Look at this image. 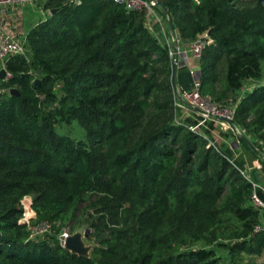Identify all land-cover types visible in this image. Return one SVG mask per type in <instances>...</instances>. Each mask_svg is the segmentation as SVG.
I'll use <instances>...</instances> for the list:
<instances>
[{"label":"trees","instance_id":"16d2710c","mask_svg":"<svg viewBox=\"0 0 264 264\" xmlns=\"http://www.w3.org/2000/svg\"><path fill=\"white\" fill-rule=\"evenodd\" d=\"M157 2L181 39H211L198 60L202 95L228 100L260 78L264 0ZM42 7L24 36L29 57L8 56L0 81V264H254L264 228L255 230L251 183L175 121L167 50L143 12L114 0ZM248 87L231 121L256 141L239 138L257 158L264 82ZM72 121L83 138L56 132ZM39 221L50 229L31 237ZM81 224L87 255L57 237Z\"/></svg>","mask_w":264,"mask_h":264},{"label":"built area","instance_id":"2783aa9c","mask_svg":"<svg viewBox=\"0 0 264 264\" xmlns=\"http://www.w3.org/2000/svg\"><path fill=\"white\" fill-rule=\"evenodd\" d=\"M34 0H0V15L6 7L21 8L24 5L33 3ZM122 3L128 9H136L143 12V23L149 32L160 31L161 35L156 39L167 50L169 62L175 59L176 69L183 68L190 77V83L187 88H172V107L174 112L176 109H192L199 117L198 123L209 120L222 125L228 133L231 134L233 144H237L240 137L246 135V131L232 123L234 108L241 98L243 92L249 87H243L235 96L230 98L226 105H219L211 102L209 98L200 92V80L197 76L198 60L205 46L211 43V39L207 33L202 32L196 34L186 43L177 35L174 28H169L167 24V15L159 6L157 0H114ZM78 2V0H73ZM10 55H21L24 58L29 57V49L25 39H20L15 32L10 31L7 27L0 24V63L3 65L6 58ZM5 75L7 73L5 72ZM176 121V120H175ZM230 121L232 126L227 122ZM177 122V121H176ZM178 123V122H177ZM182 124V123H181ZM188 129L196 131L197 124H183ZM197 132V131H196ZM208 142V145H212ZM213 146V145H212ZM243 175V173L240 171ZM244 177V175H243ZM246 178V177H245ZM252 186L250 194V203L259 211V221L255 230L264 228V202H262L257 194V190L264 188L258 185L253 179L246 178ZM26 203V202H25ZM25 210V209H24ZM23 212L21 220L25 221L27 216ZM27 229L31 237H38L49 231L50 225L45 221H39L34 225H28ZM61 243H64L65 237H60Z\"/></svg>","mask_w":264,"mask_h":264},{"label":"crops","instance_id":"0c3cea01","mask_svg":"<svg viewBox=\"0 0 264 264\" xmlns=\"http://www.w3.org/2000/svg\"><path fill=\"white\" fill-rule=\"evenodd\" d=\"M44 0H34L29 5H24L21 8L6 7L0 15V24L7 27L10 31L15 32L18 38L24 39L28 29L35 25L38 21L46 17L47 11L43 9ZM155 38L161 35L160 31L150 32ZM188 40H183L186 43ZM3 65L0 63V69ZM6 75L4 76V78ZM1 81V79H0ZM190 83V77L183 68L176 69L174 86L187 88ZM175 120L182 124H197L196 131L206 138L213 147L222 155L227 157L244 175V177L253 179L258 185L264 188V169L254 162V157L249 148L232 143L231 134L226 129L209 120L198 123L199 117L192 109H176ZM249 144L255 141L250 135L243 137ZM256 142V141H255ZM242 146V147H241ZM258 160V158H257ZM258 198L264 202V192L257 190Z\"/></svg>","mask_w":264,"mask_h":264},{"label":"rangeland","instance_id":"374dc122","mask_svg":"<svg viewBox=\"0 0 264 264\" xmlns=\"http://www.w3.org/2000/svg\"><path fill=\"white\" fill-rule=\"evenodd\" d=\"M261 76L260 78H257V79H250V80H246L244 82V87H248V86H252V85H256L260 82H264V61L261 62ZM203 94L205 96H207L209 98V100L211 102H214L216 104H219V105H226L227 103H229L228 101H230V98L228 100H216L214 97H212L211 95H209L208 93H204L203 91ZM56 132L57 133H61V134H65V135H68V136H71V137H74V138H83L84 134H83V129L74 121H72L71 123L69 124H65V123H62L60 124L59 126L56 127ZM238 144L241 145L238 141ZM242 147V146H241ZM256 150H254L255 154L257 155V158L259 159V161L261 163H264V154L262 152H260L261 149H259V146H256ZM257 158H254V162L256 164H260L257 160ZM24 212H26L25 214L26 215H30L32 214L31 213V210L28 208V207H24ZM84 227H87L85 224H81L80 226H76V228L71 231L70 233L67 232V228L66 227H62L59 232H58V235L60 237H68L70 235H72L73 233H75L77 231V229L79 228H84ZM88 228V227H87ZM89 229H88V233H87V236L86 237H83L82 233L80 234V244L84 247L85 251H86V254H88L91 246L93 245V242L91 241V239L89 238L88 234H89ZM197 245H204L203 243H196L195 245L193 246H197ZM216 252L217 253H221L220 250L216 249ZM163 253L161 252H158L157 253V257H162ZM222 255V253L220 254ZM249 260L253 261L254 264H260L263 260H264V253H262L261 255L259 256H252L249 258ZM152 264V263H151Z\"/></svg>","mask_w":264,"mask_h":264},{"label":"water","instance_id":"95a60500","mask_svg":"<svg viewBox=\"0 0 264 264\" xmlns=\"http://www.w3.org/2000/svg\"><path fill=\"white\" fill-rule=\"evenodd\" d=\"M159 6L161 7L162 11L165 13V9L163 8V6L158 3ZM167 24L169 28H173L172 24L170 23L169 20H167ZM170 84L172 86V88L174 87V78H175V72H176V63H175V59H173L170 64ZM38 72V71H36ZM5 76V70L4 68L0 69V79L3 80ZM34 84L38 83V80L35 79L33 81ZM9 94H16V90L14 88H10L9 89ZM231 126L232 123L230 121H227ZM82 233L83 237L87 236L88 233V228L84 227V228H79L77 229V231L75 233H73L72 235L68 236L65 238L63 246L65 247V249L69 250L70 252L79 254V255H87L86 251L84 249V247L80 244V234ZM137 264H141L140 261Z\"/></svg>","mask_w":264,"mask_h":264}]
</instances>
